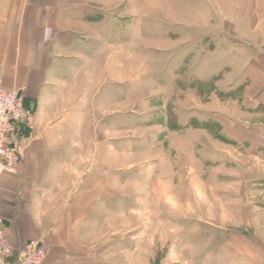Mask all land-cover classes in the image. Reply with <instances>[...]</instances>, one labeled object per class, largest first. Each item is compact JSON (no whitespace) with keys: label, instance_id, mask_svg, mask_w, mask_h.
Listing matches in <instances>:
<instances>
[{"label":"rangeland","instance_id":"374dc122","mask_svg":"<svg viewBox=\"0 0 264 264\" xmlns=\"http://www.w3.org/2000/svg\"><path fill=\"white\" fill-rule=\"evenodd\" d=\"M108 4L127 28L90 63V168L121 200L90 264H264V109L230 54H263L264 0Z\"/></svg>","mask_w":264,"mask_h":264},{"label":"crops","instance_id":"0c3cea01","mask_svg":"<svg viewBox=\"0 0 264 264\" xmlns=\"http://www.w3.org/2000/svg\"><path fill=\"white\" fill-rule=\"evenodd\" d=\"M108 3L0 0V90L22 92L34 117L16 171L0 175V218L13 250L6 264L17 263L29 239L47 246L40 264H90V237L109 223L111 205L120 206L108 171L90 168V78L98 75L90 63L109 53L110 30L127 28ZM230 44L247 104L264 109V48L259 54L254 39ZM90 170L100 171L97 181Z\"/></svg>","mask_w":264,"mask_h":264},{"label":"built area","instance_id":"2783aa9c","mask_svg":"<svg viewBox=\"0 0 264 264\" xmlns=\"http://www.w3.org/2000/svg\"><path fill=\"white\" fill-rule=\"evenodd\" d=\"M25 95L15 89L0 90V175L14 173L22 158L20 142L32 127L33 111L25 103ZM4 221L0 218V264L12 256ZM47 253L43 240L29 239L16 264H40Z\"/></svg>","mask_w":264,"mask_h":264}]
</instances>
